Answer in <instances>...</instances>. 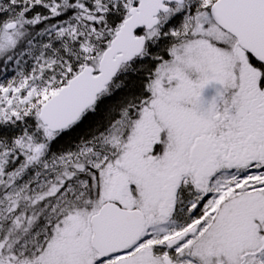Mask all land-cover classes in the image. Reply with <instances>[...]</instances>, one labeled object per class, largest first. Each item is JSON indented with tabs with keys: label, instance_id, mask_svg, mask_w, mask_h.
Listing matches in <instances>:
<instances>
[{
	"label": "snow or ice",
	"instance_id": "snow-or-ice-1",
	"mask_svg": "<svg viewBox=\"0 0 264 264\" xmlns=\"http://www.w3.org/2000/svg\"><path fill=\"white\" fill-rule=\"evenodd\" d=\"M0 264H264V0H0Z\"/></svg>",
	"mask_w": 264,
	"mask_h": 264
}]
</instances>
